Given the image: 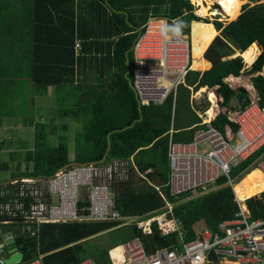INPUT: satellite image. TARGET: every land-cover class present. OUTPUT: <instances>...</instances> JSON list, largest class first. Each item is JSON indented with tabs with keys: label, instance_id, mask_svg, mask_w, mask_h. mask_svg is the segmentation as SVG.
<instances>
[{
	"label": "crops",
	"instance_id": "obj_1",
	"mask_svg": "<svg viewBox=\"0 0 264 264\" xmlns=\"http://www.w3.org/2000/svg\"><path fill=\"white\" fill-rule=\"evenodd\" d=\"M189 1L193 6L192 12L199 20L191 22L190 34L184 36L189 42L188 46L180 52L175 48L169 50L174 56L173 59H169V65L174 68H182L188 63L187 67L189 71L177 95L171 97L172 109H170V105L166 106V103L160 106L154 105L153 107L161 108V111L157 109V114L161 119L157 122L153 111L148 112V117L152 119L155 126H160V128L164 126L162 135H160L159 138H168V144L171 137L178 143L192 141L194 135L199 131L198 129H207L208 126H213V128L217 129L228 138L229 141H234L239 126L231 121L230 114L242 111L254 102H258L260 106H264L261 103L259 92L252 80L258 76L264 78V67L260 71L250 72L258 58L262 55L263 47L258 42L253 43L259 46L256 47L260 50V54L257 59L247 64L242 54L253 44L247 50L243 51L239 47L229 43L222 36L224 27L236 21L239 17L232 21L222 19L220 14L202 17L198 14V5H196L193 0ZM261 3H263V0H256L255 2L246 0V3L242 7L244 8L246 5L254 7ZM215 4L218 6H214ZM213 6L214 8H212ZM219 9L220 5L213 0L210 11H219ZM15 11V19L11 21L16 25L14 35L15 51L9 50L10 53L16 54V67L15 69L13 68L14 70L5 67L3 58L4 56L7 57V52L5 47H1L0 49L1 156L3 153L7 152L9 154L13 152V149H17V153L25 151V149H32V153L30 154H36V150L33 149H36V146L39 145V141L35 142V138L38 139V137H40L47 139V132L51 130V126L46 122L49 116L52 115L53 121L66 119L75 123H81L82 132L80 133L83 135L80 134L79 140L77 141V136L73 134L75 145L78 144V146H80L83 142V148L92 149L88 139L102 137L107 131L106 137L107 140H109L112 134V131L109 129H116L117 125L127 122L132 116L133 112H131V110L133 106H137L140 113L142 108L151 107L141 106L135 91H133V82L136 80L135 72L137 67V61L135 56H133V49H135L138 40L145 37L148 41L156 42V46L152 45L156 47L155 55L158 58L160 56L159 43L161 40L158 35L161 30L165 29L167 31V37L182 36L172 33L170 20L166 17L169 7L166 2L160 0H142L141 2L140 0H135L133 3H131L130 0H36L30 5H26L25 3L18 4ZM242 11L243 9L241 8L240 15ZM172 22H175V20H172ZM197 22L210 23L217 33L203 56L205 60L210 63V68L206 71H196L192 69L194 62L192 29L193 24ZM216 23L222 24V29H218ZM148 27H150L149 30ZM159 27H161V29H159ZM156 29L160 31H152ZM215 39H220L230 51L228 56L221 58V61L241 58L244 64L240 76L236 77L234 75H229L223 79V82L234 91V95H232L227 105L223 104L219 85L213 87L206 85L199 87V90L196 88L201 82L204 74L214 67L213 62L207 58V52L214 44ZM77 46H79L78 49ZM238 53L240 55L235 56ZM150 64H153V62H150ZM230 77L239 80L236 84L231 83L227 80ZM245 81H247V83ZM202 88H206L207 92L197 97L196 95ZM210 91L216 94V103H213L208 97ZM241 93L244 94L242 100L238 98ZM180 96L181 98L183 96L187 97V104L198 119H195V122L191 125H180L177 122L178 101ZM215 105L216 111L213 116L214 118H210L208 113ZM220 116H224L226 119V122L223 124V130H219L215 125ZM141 120L142 115L140 114V118L129 125L130 128L133 124ZM129 126L126 125L123 130H126V128L129 129ZM65 130L68 131L66 126ZM150 130L151 129H149V131ZM61 144L62 143L57 146ZM66 145L67 144H65V146ZM67 146L68 164L62 168L76 164L108 162L110 160L127 161L130 166L129 179L124 183H118L112 187L114 198L116 192L121 191L122 187L129 182L137 188L147 186L155 189L165 203L164 207L158 211L150 212L149 214L130 216L129 218L148 217L149 219L155 217L163 224L162 226H166L167 231L169 230V234H177L176 236L179 241L177 244H172L171 246L180 248L181 245L186 242L185 237L187 231L185 226L180 218L174 215L173 205L167 197V194L171 197L168 187L170 179L169 161L166 162V166L163 167L161 164L162 160H157L154 167L150 166L147 171L141 172L140 169L142 166L151 165L154 162L151 149H145V155L143 157H138L136 155L138 150L129 158L120 159L109 158L108 147L102 159L94 160V154L92 153L91 156H89L91 158L90 162L77 163L76 153L70 155ZM95 149H97V147H95ZM39 151L41 150L39 149ZM157 151L156 154L160 157L162 149H158ZM262 151H264V149L259 152ZM26 154L30 155L28 153ZM26 158L27 160L24 162L27 165L22 168L18 166L20 174L10 180H3L0 185H5L21 177L52 176L58 171L57 170L51 175H43L41 173H36L31 176L24 175L26 172L35 171V164L38 161L32 156L30 158L27 156ZM263 160L264 154L260 156L253 165L241 169L248 161L247 160L240 167L232 169L230 179L225 175L221 178L225 177L227 179L228 185L234 189L235 195L238 196L235 187L239 185L245 177L256 170L263 174L260 168V164ZM158 163L159 165L157 166ZM1 164H3L2 161H0V170L11 169L10 166ZM256 165V168L235 184V181L241 174ZM156 170L161 172L160 176H156ZM151 174L153 177L149 176ZM220 179L213 184L211 188H214V190L217 189ZM230 182L232 185H230ZM215 185H217V187H214ZM198 192L190 193L192 195H198L200 194ZM262 192L249 199L247 198V203L251 210H253V218L260 216V212L264 207V191ZM238 198L240 197L238 196ZM250 200H252V202H250ZM175 218H178L182 223V228L184 230L182 238L179 237L178 231H174L173 220ZM148 219L144 222L149 223L150 220ZM163 221H165V223ZM155 222L157 221H153L151 224L150 230L152 232ZM196 223L192 225V231L194 232L193 239L196 238L197 233L205 228V226L208 228L204 223L202 228L199 229L195 225ZM128 225H138V228L141 229L137 220L123 223L120 226L122 229L128 228ZM4 228H6V230H4ZM158 228L162 235H169L164 234L159 225ZM208 229L212 230L211 228ZM0 232L3 234L11 233L14 240L20 233L18 225L5 224L2 221H0ZM143 234L146 233L143 232ZM98 235L92 237V239ZM98 239L99 237L95 238L93 241L98 242ZM130 240L131 239H128L122 244H118L108 250V258L111 264L114 262L113 259H116L117 263L121 264L119 261H122L124 258L123 245ZM119 246L121 248H119ZM0 260H4V258L0 257Z\"/></svg>",
	"mask_w": 264,
	"mask_h": 264
},
{
	"label": "built area",
	"instance_id": "obj_2",
	"mask_svg": "<svg viewBox=\"0 0 264 264\" xmlns=\"http://www.w3.org/2000/svg\"><path fill=\"white\" fill-rule=\"evenodd\" d=\"M159 29L152 31L157 32ZM161 31L158 35L161 38L158 58L155 55L156 42L148 41L145 37L140 38L133 49L137 61L133 91L143 107L160 106L169 97H175L189 71L188 63L182 68L169 65V59L174 58L169 50L175 48L178 52L183 51L189 43L186 37H167V31ZM230 119L239 126L234 141H229L213 126L199 130L189 142L178 143L171 137L167 157L170 166L168 187L172 198L198 192L202 188L206 191L208 186L224 175L230 179L232 169L240 167L264 149V106L258 102L251 103L246 109L230 114ZM260 168L264 174V160ZM129 176L127 161L110 160L72 165L47 177L14 179L5 184L2 190L1 196L5 198L0 197V220L5 224L18 225L22 235L32 238H39L44 224L135 221L132 217L127 221L120 215L112 192L114 185L126 182ZM248 199L236 196L239 210L234 217L222 220L216 231L205 226L195 239L184 242L180 248L171 246L149 253L139 237L131 239L123 245L124 258L119 262L264 264V207L260 216L253 218ZM148 220L149 228L146 230L140 226L142 222H138L144 233L151 234V224L157 221L162 232L169 234L159 219L152 217ZM173 221L174 231H178L182 238L184 230L181 221L178 218ZM113 261V264H118L116 259ZM29 264L42 262L38 260ZM71 264L97 263L89 258Z\"/></svg>",
	"mask_w": 264,
	"mask_h": 264
},
{
	"label": "trees",
	"instance_id": "obj_3",
	"mask_svg": "<svg viewBox=\"0 0 264 264\" xmlns=\"http://www.w3.org/2000/svg\"><path fill=\"white\" fill-rule=\"evenodd\" d=\"M36 0H0V49L5 47L7 57L4 56L3 63L6 68L14 70L16 67V54L10 53L9 50L15 51V31L16 25L12 23L15 19V8L18 4L25 3L30 5ZM131 3L135 0H130ZM142 0H140L141 2ZM167 3L169 11L166 17L170 20L171 31L174 34L187 36L191 31V22L199 20L198 17L192 12L193 6L189 0H160ZM207 2V0H205ZM212 3H211V2ZM255 2L256 0H250ZM261 1V0H258ZM213 0H209L206 4L210 15L220 14L221 17L227 16V7L225 4H219L220 9L210 11ZM175 20V22H172ZM218 29H222V24L216 23ZM217 33L214 27L209 23L197 22L193 24L192 29V42H193V55L199 58L193 70L206 71L210 68V63L203 57L208 47L213 42ZM222 36L232 45L239 47L241 50H247L253 43L258 42L263 47V53L258 58L250 72L260 71L264 67V3L257 4L254 7L249 5L244 6L242 14L239 18L229 23L224 27ZM2 45V46H1ZM253 44L245 53H248V60L245 59L247 64L252 60L257 59L260 50ZM259 47V46H258ZM230 53L228 47L220 40L215 39L214 44L207 52V58L213 62L214 67L204 74L197 90L202 86L213 87L220 86V93L223 98V104L227 105L230 101L234 91H232L223 79L229 75L236 77L241 75L244 64L241 58L231 59L228 61H221V58L228 56ZM243 53V54H245ZM242 54V57H243ZM237 54L235 56H239ZM244 59V58H243ZM254 63V62H253ZM14 68V69H13ZM256 89L259 92L261 103L264 105V78L258 76L252 79ZM199 92H207L206 88H202ZM172 97V96H171ZM166 100V106L170 105L172 109V98ZM142 108L141 113L138 111L137 106H133L131 112L132 116L127 122L116 126V129H109L112 134L107 140L105 132L102 137H95L88 139L93 149L94 160H100L108 151L109 158H122L127 159L137 152L138 157L145 155V149H151L154 156V162L151 165L142 166L140 171H147L150 166L154 167L157 160H162V166H166L167 160V146L168 138H159L162 135V128L155 126L152 119L148 117V112L153 111L157 122L160 117L157 114V107ZM145 107V106H144ZM172 111V110H171ZM142 120L130 126L133 121L140 118ZM226 122L224 116L218 118L215 124L219 130H223V124ZM128 125L129 129L123 130ZM149 129H151L149 131ZM46 138L38 137L41 142L37 148L44 153L43 157L48 165L40 166L39 161L35 164V171L26 172L24 175L31 176L33 174L51 175L57 170L68 164L67 161V148L65 144L53 147L50 149L46 144ZM43 140V141H41ZM63 146V147H62ZM97 147V149H95ZM149 147V148H146ZM158 149H162L160 157L156 154ZM96 153V154H95ZM264 151L258 152L255 156L249 159L241 169L253 165ZM160 158V159H159ZM93 160V161H94ZM90 162V161H89ZM159 163L157 164V166ZM159 171L156 170V176H160ZM152 176L153 175H149ZM5 185H0V197ZM10 186H7V188ZM208 186L207 190L198 195H192L190 192L180 195L177 199L168 196L169 201L173 205V213L179 217L183 222L187 231L185 241L188 242L194 238L192 225L198 221H203L208 228L213 231L217 230L220 221L232 218L239 210L238 202L234 189H232L225 177L221 178L218 182L217 189ZM245 188V189H244ZM237 195L241 199H246L254 194L264 191V175L256 170L245 177L239 185L235 187ZM242 189V190H241ZM252 202V200H250ZM165 203L160 195L153 188L147 186L137 188L130 182L122 187L121 191L116 192L115 206L120 215L124 219L130 216H139L149 214L150 212L158 211L164 207ZM252 205V203H251ZM1 221V220H0ZM121 222L105 221V222H91V223H57V224H44L41 226L39 238H32L19 233L15 242L19 251L24 255L21 264H29L32 261L40 259L42 264H71L78 263L86 258H92L97 264H111L108 258V250L116 245L102 246L93 240L98 238L106 232L115 231L122 225ZM121 228V226H120ZM100 234V235H98ZM97 237L93 238L94 236ZM128 239L140 237L145 245L146 250L151 253L158 249L169 248L172 244L178 243L176 233L169 235H162L158 228L157 222L153 224V232L149 235L143 234L138 225H128Z\"/></svg>",
	"mask_w": 264,
	"mask_h": 264
},
{
	"label": "rangeland",
	"instance_id": "obj_4",
	"mask_svg": "<svg viewBox=\"0 0 264 264\" xmlns=\"http://www.w3.org/2000/svg\"><path fill=\"white\" fill-rule=\"evenodd\" d=\"M203 2L205 4H207L209 2V0H207V2L205 0H203ZM263 3H264V0H263ZM214 6H218V5L215 4ZM214 6L212 8H214ZM225 6L228 7V5H225ZM227 11H228V8H227ZM207 19H209V18H207ZM243 58L248 60V58H249L248 53L243 54ZM193 59H194V62L192 65V69H193L194 65L197 62H199V60H200L199 58L196 59V57H194V55H193ZM195 119L198 120L197 117L194 115L193 111L189 108V106L187 104V97L183 96L181 98V96H180L179 101H178V116H177L178 124H180V125H191L193 122H195ZM46 123H48L49 126H51V130L47 132V140L45 139L46 144L49 146L50 149H54L53 147L57 146L60 143L67 144L68 146L67 145L66 146L68 147L70 155L76 153L77 163H87L88 161H90L91 158L89 156H91V154H92L91 152H93V149H85V147L83 148V142H82V144H80V146H78V144L75 145V142H74L75 138L73 137V134L75 136H77V141H78L79 135L81 134L80 132H82L81 123H75L73 121H69L66 119L53 121V115L49 116V119ZM65 126H66V128H68V131L65 130ZM198 130H200V129H198ZM81 135H83V134H81ZM36 141H38V139L35 138V142ZM41 141H43V140H41ZM40 144H42V143L39 142V146H40ZM37 146H36V149H33V150H36L37 153L33 154V155L30 154V153H32V149H25V151H20L22 154L20 152L17 153L16 152L17 149H13V152H16V153L10 152L8 154L6 152V153H3L2 156L0 155V161H2V163H3L1 165L6 164V165L10 166V168H11L10 170H0V183L3 182V180H10L12 178H15L16 175L20 174V170L18 169V166H21V168H22V167H25L27 165L24 162L27 160V158H26L27 156L29 158L32 156L33 158L37 159L39 161L40 166L47 165V163L43 157L44 153H42V151H39ZM202 148L206 149L205 146H203ZM26 153H28L30 155H27ZM22 162H24V163L21 164ZM256 167H257V165L252 167L251 169H249L245 173L241 174L238 177V179L235 181V184H237L239 181H241L248 173H250ZM24 172H26V171H24ZM214 187H217V185H215ZM203 190H204V188L198 190L199 191L198 193H203ZM195 195H197V194H194V196ZM147 219H148V217L133 218V220H135V221L137 220L138 222H142L140 226H144V230L149 228L148 223L144 222ZM139 220H143V221H139ZM203 224H204L203 221H199L195 225L197 226V228L200 229V228H202ZM4 230H6V228H4ZM127 233H128V228H122V229L120 228V229H117V230L112 231V232L109 231V232H106V234L99 237L98 242H96V243H98L100 245L102 244V246H109V247H111L113 245L122 244L123 242H125L127 240V237H128Z\"/></svg>",
	"mask_w": 264,
	"mask_h": 264
},
{
	"label": "bare ground",
	"instance_id": "obj_5",
	"mask_svg": "<svg viewBox=\"0 0 264 264\" xmlns=\"http://www.w3.org/2000/svg\"><path fill=\"white\" fill-rule=\"evenodd\" d=\"M196 5H198L199 7V11H198V14L202 17H209L210 15V12H209V9L207 7V5L203 2V0H193ZM216 1V3L218 4H225V5H228V11H227V16L226 17H222V19L226 20V21H232V20H235L239 17L240 13H241V8L243 9V5L246 3V0H214ZM239 54V53H238ZM237 55V54H236ZM264 76V75H263ZM228 81H230L231 83H235L238 82L239 79L237 78H232L230 77L229 79H227ZM242 81V80H241ZM247 83V81H245ZM234 84V85H235ZM202 93H205V92H198V95L197 97H199ZM208 97L210 98V100L213 102V103H216V94L213 92V91H210L209 92V95ZM212 108V107H211ZM216 111V105L214 106V108H212L208 115L210 118H212L214 116V113ZM214 118V117H213ZM239 191V190H238ZM236 191V192H238ZM262 192V191H261ZM260 193V192H259ZM258 194V193H257ZM256 195V194H254ZM253 195V196H254ZM252 196L248 197V198H251ZM119 248H121L119 246Z\"/></svg>",
	"mask_w": 264,
	"mask_h": 264
},
{
	"label": "water",
	"instance_id": "obj_6",
	"mask_svg": "<svg viewBox=\"0 0 264 264\" xmlns=\"http://www.w3.org/2000/svg\"><path fill=\"white\" fill-rule=\"evenodd\" d=\"M244 94L239 95V99L242 100ZM0 257H3L4 264H21L24 259V255L19 252L18 246L11 233L3 234L0 232Z\"/></svg>",
	"mask_w": 264,
	"mask_h": 264
}]
</instances>
